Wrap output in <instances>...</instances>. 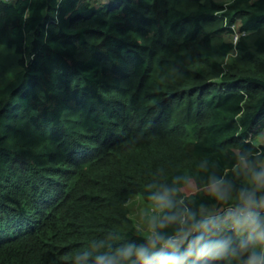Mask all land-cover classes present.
I'll return each mask as SVG.
<instances>
[{
  "label": "trees",
  "instance_id": "trees-1",
  "mask_svg": "<svg viewBox=\"0 0 264 264\" xmlns=\"http://www.w3.org/2000/svg\"><path fill=\"white\" fill-rule=\"evenodd\" d=\"M0 48V264H264V0H0Z\"/></svg>",
  "mask_w": 264,
  "mask_h": 264
},
{
  "label": "rangeland",
  "instance_id": "rangeland-1",
  "mask_svg": "<svg viewBox=\"0 0 264 264\" xmlns=\"http://www.w3.org/2000/svg\"><path fill=\"white\" fill-rule=\"evenodd\" d=\"M93 5H98V2L102 3L103 0H90ZM226 2L229 0H216ZM237 34V26L234 28V31L230 35H226V41H230L234 43V37ZM9 54L3 51L0 48V64L3 66H11V62L13 60L8 57ZM10 64V65H9ZM13 66V65H12ZM8 76H12L8 74ZM256 143L260 145H264V133L257 135ZM264 167V163H263ZM128 217L132 221V223L145 235L149 236L153 233L154 226L158 219V216L161 211V207L156 203H146L144 202L139 195L131 197L127 203ZM232 211H226L222 216L219 217L221 222H227L231 216Z\"/></svg>",
  "mask_w": 264,
  "mask_h": 264
},
{
  "label": "clouds",
  "instance_id": "clouds-1",
  "mask_svg": "<svg viewBox=\"0 0 264 264\" xmlns=\"http://www.w3.org/2000/svg\"><path fill=\"white\" fill-rule=\"evenodd\" d=\"M103 1H105V0H103ZM148 251L149 250L147 248H142V249H140L138 251L137 254L139 255V257L141 259L147 261V259H148V255H147ZM248 264H259V262H258V260L255 257H252V258L249 259Z\"/></svg>",
  "mask_w": 264,
  "mask_h": 264
},
{
  "label": "built area",
  "instance_id": "built-area-1",
  "mask_svg": "<svg viewBox=\"0 0 264 264\" xmlns=\"http://www.w3.org/2000/svg\"><path fill=\"white\" fill-rule=\"evenodd\" d=\"M3 1L11 2V1H14V0H3ZM236 39H237V34L234 37V43H235ZM247 217L250 218V215H247Z\"/></svg>",
  "mask_w": 264,
  "mask_h": 264
}]
</instances>
